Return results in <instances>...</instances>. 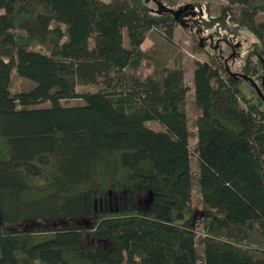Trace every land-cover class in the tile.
<instances>
[{
    "label": "trees",
    "instance_id": "trees-1",
    "mask_svg": "<svg viewBox=\"0 0 264 264\" xmlns=\"http://www.w3.org/2000/svg\"><path fill=\"white\" fill-rule=\"evenodd\" d=\"M227 2L254 41L239 72L194 63L197 207L183 69L141 49L174 11L0 0V264H264V0Z\"/></svg>",
    "mask_w": 264,
    "mask_h": 264
},
{
    "label": "rangeland",
    "instance_id": "rangeland-1",
    "mask_svg": "<svg viewBox=\"0 0 264 264\" xmlns=\"http://www.w3.org/2000/svg\"><path fill=\"white\" fill-rule=\"evenodd\" d=\"M149 7L153 11H158L159 4L164 8H171L178 20L174 26L173 35L168 40L161 28L152 29L147 32L146 38L141 45V49L153 56L155 63L165 66L168 69L181 67L184 72V84L187 87L186 103L187 113L190 120L189 147L191 153V164L194 174L193 183V204L197 207L198 186L196 178L197 155L195 152L196 138L193 123L198 115V111L193 106L192 72L195 61L207 62L215 67L222 68L224 64L232 72H239L241 66L246 62V54L254 41V38L246 33L240 32L234 35L230 30L232 21L229 14L224 11L227 0H147ZM232 13L236 17L238 14L237 5H231ZM220 17L222 18L220 20ZM124 43L127 40L124 32ZM144 74L152 73V69H143ZM13 90H27L32 87V82L27 79L13 75ZM79 93L94 91L97 89L93 85H78ZM243 90L247 98L255 101V94L251 86L244 83ZM80 99H59L50 100L40 105H76L80 104ZM147 126L154 130L163 129L162 125L156 121H147ZM198 235H202L198 233ZM198 251L200 247L197 244ZM128 264V263H125ZM198 264H202L201 259Z\"/></svg>",
    "mask_w": 264,
    "mask_h": 264
}]
</instances>
